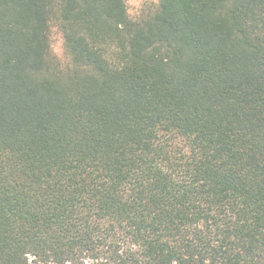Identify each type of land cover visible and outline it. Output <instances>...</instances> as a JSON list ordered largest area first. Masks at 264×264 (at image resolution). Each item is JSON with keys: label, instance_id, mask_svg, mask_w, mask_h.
Listing matches in <instances>:
<instances>
[{"label": "trees", "instance_id": "1", "mask_svg": "<svg viewBox=\"0 0 264 264\" xmlns=\"http://www.w3.org/2000/svg\"><path fill=\"white\" fill-rule=\"evenodd\" d=\"M128 2L0 0V264H264V0Z\"/></svg>", "mask_w": 264, "mask_h": 264}, {"label": "rangeland", "instance_id": "2", "mask_svg": "<svg viewBox=\"0 0 264 264\" xmlns=\"http://www.w3.org/2000/svg\"><path fill=\"white\" fill-rule=\"evenodd\" d=\"M156 0H129V12L131 16L137 17L142 10H144L147 6L152 5L155 3ZM54 52L55 54L61 59H64V53H63V40L60 35L55 34L54 35Z\"/></svg>", "mask_w": 264, "mask_h": 264}]
</instances>
